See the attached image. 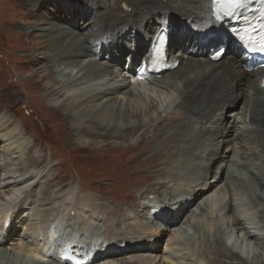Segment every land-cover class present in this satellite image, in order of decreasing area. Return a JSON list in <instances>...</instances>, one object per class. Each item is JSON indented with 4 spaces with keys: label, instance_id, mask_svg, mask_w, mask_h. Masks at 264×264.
<instances>
[{
    "label": "bare ground",
    "instance_id": "6f19581e",
    "mask_svg": "<svg viewBox=\"0 0 264 264\" xmlns=\"http://www.w3.org/2000/svg\"><path fill=\"white\" fill-rule=\"evenodd\" d=\"M65 3L70 7L68 9L70 24L66 29L58 24H52V27L42 26L49 22L48 18L51 17L47 13L50 4L45 0L22 2L23 6L31 9L32 14L38 15L39 18L36 20L37 22H28L29 24L22 27L16 41L15 57L16 60L24 63L25 68L37 63L42 65V67L36 68L32 74L34 78L35 75L41 73L37 80L34 78L37 86L32 90L31 85L25 84V91L28 94L31 93L33 100L35 93L39 94L42 99L54 96L64 98L63 101L47 105L46 108L52 115L56 113L59 117L70 119L71 129L80 145L89 141L88 139L91 140V138L86 139L84 133L99 136L107 134L116 137L127 132L129 128H136L138 132L142 131L140 141L144 140L147 146H153L152 150H147L149 155L154 158L165 157L162 162L152 167V170L155 168L156 172L160 170L168 172L164 175L161 173L160 175L163 176L159 178L143 181L138 186L131 187L133 196L130 202L124 199L127 195L125 196L120 191L117 198L118 196H121L120 199L123 197L122 201L116 198L113 202L111 198L116 191L108 190L109 195H107L105 188L93 190L94 192L91 193L94 194L90 193L93 201L89 200V202L83 200L82 196H75L71 193L67 196H59L61 201L68 204L69 208L73 207L76 213L80 211L87 214L89 219L101 223L104 230L102 236L101 234L98 236V243L93 249L94 242L85 244L81 240L82 238H94V236L88 235L89 231L96 232V229L91 227L94 224L87 225L89 227L82 229L83 231L79 234L80 228L75 226L77 220L70 216L63 224V231L71 229V232H62L58 240L54 241L49 230L54 224L58 226V220H52L51 217L44 214H38L35 218L36 222L28 224L32 234L39 236L38 242L36 239L21 241L16 249L35 255L43 253L44 257L49 259L48 264H76L77 260L84 261V264H114V261H118V254L132 256L139 253H149L150 255L142 256L139 261H132L131 264H147L146 261L149 260L151 264H185L183 261L186 259V254L181 253L180 250L169 249L165 256H159V260L156 254L153 256L148 250H155L154 245L156 246V244H153L156 242L155 238H159L161 232L168 231L170 227L174 229L176 225L173 226V224L178 223L181 216L190 211L204 193L218 185L225 172L227 175L224 176V182L219 183L214 192L211 190V193H207L205 197L202 196L204 201L210 206L211 212H215L216 208L221 205L222 215L226 218L232 216L231 225H233V232L238 237L244 236L246 242L259 237V233L255 232L258 228L254 226L253 218H248L246 211L239 213L234 211L232 203L233 196L236 195L232 192L241 195L240 198L246 196L253 205L257 204L256 201L261 198L264 200V194H262L264 191V122H260V117L264 118V68L253 71L246 68L248 53L240 38L230 30L234 25L233 21L225 14H216L214 5H210L212 0H125L121 5L117 0H74V3ZM104 5H108L105 12H100L105 9ZM51 10L52 12H50L54 13L55 18L58 19L59 16L52 8ZM175 11H178L181 16H177ZM97 13L101 14L100 17L94 16L93 19L88 20L92 14ZM83 21H85L84 27L86 25L89 27L86 32L79 31L82 29ZM37 31H44V33L31 35L38 37V41L35 42L38 46L29 51L20 43L31 39L28 37L29 33ZM161 32L168 34V40L165 42L167 48L165 56L167 62L172 66L159 74L150 73L151 82L158 87L161 85V88L166 86L164 89L170 94L176 92V98L179 100H176V106L180 111L177 119H160L154 123L153 128L152 123L157 119L150 117L147 121L141 117L140 110L126 108L128 101L134 98V91L127 89L132 84L141 81L133 82L128 77L136 72L139 67L137 64L154 55L153 49L159 42L158 35ZM220 45H227L228 53L226 51L221 57L215 58L212 55L213 50ZM177 46H180L178 54H176L177 51L175 52ZM105 52L110 60L108 62L100 60L101 57H104ZM38 55L41 56V60ZM196 57L203 58L206 62L191 59ZM124 61H128L126 68L128 77L122 72ZM174 61L176 63H172ZM174 65L177 66L174 67ZM230 65H233L232 70H229ZM69 67H77L76 72L74 74L72 72L65 73ZM168 71L171 72L164 74ZM182 71L185 73L181 75ZM55 74H59L58 77ZM117 77L122 79V83L120 81V84L114 83ZM249 77H253V79H249ZM121 94L123 97L119 99L118 95ZM244 96H247L245 109L251 114V128L237 127L236 124L228 125L222 118L216 119L217 111L225 109L227 106L240 108L238 103ZM31 107L34 109L33 106ZM147 109H151L150 105H146L145 110ZM218 122L227 127L224 132L230 130L229 136L232 134L228 143L240 139L241 144L252 145L249 147L251 156L247 160H243L238 155L240 149L235 144L230 146L234 150L232 155L231 151H228L229 147H223L222 151H218V148L215 151L212 149L218 136L223 133L221 124H216ZM4 125L6 128L10 127L6 120L1 123V126ZM232 127L235 133L231 130ZM237 128L241 129L237 130ZM21 135H23L22 128L15 125L12 127L9 137H22ZM153 135L155 138H152ZM20 143L22 142L19 140V144L16 146H19ZM166 143V146L161 145ZM161 151H164V154ZM149 158L151 157L148 156L146 159ZM45 162L46 158L33 165L31 163V165L37 168V166L44 165ZM214 163H218L217 171L209 179L210 172L215 167ZM228 163H230L229 172ZM171 165L174 167L169 168L168 166ZM158 166L160 167L158 168ZM199 169L200 171H198ZM79 175L82 173L80 172ZM54 178L55 175L52 176L49 183L54 181ZM165 178L169 179L167 183L174 185L170 192H173L174 198L175 195L178 196L184 190H188L186 197H183L179 204L172 205L174 211H170L168 208L161 211L162 214L157 212L152 215L153 217L159 216L162 225L170 226L168 229H164V226L161 227V224L157 225L160 227L158 230L155 226L149 228L147 223L136 222L132 215L122 213L127 206H137L145 196L160 193V189L165 185L162 179ZM246 182L255 183L258 189H263L262 193L257 194L254 188L247 187ZM227 185L228 201L222 203V200L218 206L217 203L222 197H215V195L226 189ZM49 189L46 190V195L52 194ZM97 195L117 204L116 207L121 206L122 210L116 211L114 207L99 209L94 199ZM23 198L26 203L32 201V193L23 194ZM6 216L9 215H3L0 219L4 221ZM14 223L15 215L12 214L4 222V227L8 229ZM10 229L7 230V235H0V264H8L1 262V259L8 254L6 245L12 234H10ZM74 230L79 236H74ZM147 230L151 233H147ZM115 233L128 238L116 236ZM175 236V234L172 235L171 240L178 243ZM221 237L223 238V236ZM231 241L234 242L233 245L241 249V252L247 251V247L242 242L229 240V235H226L225 244L227 245ZM41 245L47 247V250L43 249ZM53 245L56 247L55 250L51 248ZM209 245L212 244L209 243ZM69 249L72 250L73 258H66L63 255ZM130 250L132 253H126ZM222 250L223 253L220 252V249H217V252L219 251L223 257L228 259L229 257L239 258L240 264H264V260L248 263L241 257L240 252L226 251L228 249L225 247H222ZM88 253L89 255H86ZM101 261L104 262L101 263ZM209 263L211 264V261ZM196 264L203 263L198 261Z\"/></svg>",
    "mask_w": 264,
    "mask_h": 264
},
{
    "label": "rangeland",
    "instance_id": "374dc122",
    "mask_svg": "<svg viewBox=\"0 0 264 264\" xmlns=\"http://www.w3.org/2000/svg\"><path fill=\"white\" fill-rule=\"evenodd\" d=\"M21 1L23 2L25 0H0V217L3 215H9L6 216L4 221L0 219V235H7V230L10 228V234L12 233L10 241L6 245V247H8V254L5 258L1 259V262H6L8 264H48L49 259L47 257L45 258L43 253L35 255L16 249L18 243L21 241L26 242L29 239H36V242H38L39 236L33 235L32 231L29 229L30 226L28 225L31 222H36L35 218L38 214L49 216L55 221L58 220V226L54 224L49 230V232L53 235L52 239H54V241L58 240L62 232H71V229H64L63 231V224L70 218V216H73L77 220V224L75 226L78 229L80 228L78 230L79 234L83 231L82 229L89 227L87 225L94 224L91 225V227L95 228L96 232L89 231L90 233L88 234L90 236H94V238H82L81 240L83 241L82 243L85 244H92L94 242L92 249L94 246L96 247L99 240L98 236L100 234L102 236L104 230L101 223L89 219L87 214H83L80 211H77L78 213H76L75 210H73V207L69 208L68 204H64L59 196L63 197L71 193L75 196L80 195L83 197V200L89 202V200L93 201L91 194L94 193L91 192L96 191V189L99 190L105 188L107 189V195H109L108 190L112 189V191H116L115 195L111 198L113 202L117 198L119 191L124 193L125 196L127 195L124 199H127V201L130 202L133 196L131 187L134 188L143 181L159 178L168 171L165 172V170H160L156 172L155 168L152 170V167H155L156 164L162 162L165 157L154 158V156L149 155L148 151L152 150L153 146L149 147L145 144L146 141H140L142 138V131L138 132L136 128H129L127 129V132H124V134L120 136L117 135L116 137L110 135L108 136L107 134L99 136L92 133H84L86 139L91 138V140L88 139L89 141L80 145L76 139V135L71 129L70 119L67 120L66 118L59 117L56 113L52 115L46 108L47 105L59 103L63 101L64 98L54 96L42 99L39 94L35 93L33 94V100L31 93L28 94L25 91V84L31 85L32 90H34L37 86L35 79L37 80L41 73L35 75V79L32 77V74L35 72L36 68H40L42 65L37 63L33 66L30 65L25 68V66H23L24 63L16 60L15 57L16 41L19 36V32L22 31V27L26 26V24H29L30 22H37L36 20L39 18L38 15L36 16L35 14H32L31 9L23 6ZM117 1H120L121 5L124 4L125 0ZM45 2L50 4L47 8L49 11L47 13L51 17L48 18L49 22L42 24V26L52 27V24H58L65 27V29L69 28L67 26L70 24V11L68 10L70 7L65 2L74 3V0H45ZM14 3L16 4L14 5ZM76 6L78 7V5ZM106 6L103 7L105 9L100 12H105ZM51 8L59 16L58 19L55 18L56 16L54 13H51ZM78 8L80 9V7ZM175 13L177 16H181L178 11H175ZM100 15L101 14L99 13L95 15L92 14L88 20L93 19L94 16L100 17ZM84 24L85 21L81 23L82 29L79 30L80 32H86L89 28L88 25L84 27ZM42 33H44V31L29 33L28 37L31 39H28L29 41H23V43L20 44H22L24 48L27 47V50L29 51L33 50V47L35 48L38 46L35 43L38 41V37L31 35H38ZM179 48L180 46L175 48V52L177 51L176 54H178ZM227 50L228 48L226 45V51ZM38 57L41 60V56L38 55ZM191 59H198L202 62H206L205 59L199 57ZM100 60L102 62L110 61L106 52L104 53V57H101ZM99 63L101 62L99 61ZM127 63L128 61H124V68L122 69V72H124L126 77H128L126 70L128 66ZM230 69H233V65H230L229 70ZM76 70L77 67H69L65 70V73L72 72L74 74ZM169 72L171 71L164 74ZM184 73L185 72L182 71L181 75ZM58 75L59 74H55L57 77ZM128 78L130 80L131 76ZM249 79H253V77H249ZM119 81L122 83V79L117 77L114 83L120 84ZM151 81L152 79L150 77L146 80H141L136 84H132L127 89L128 91H134V98L133 100L131 99L128 101L126 108L140 110L141 117L147 121L150 117L157 119L152 123V127L154 128V123L160 121V119H177L179 117L180 110L176 106V100H178V98H176L177 93L173 92L170 94L166 89H164L166 86H162L163 88H161V85L158 87ZM118 96L119 99H122L123 97L122 94ZM246 97L247 96L242 97L239 101L238 105L240 108L227 106L228 108L225 107V109L217 111L218 114L216 119L222 118L228 125L236 124L237 127L245 126L246 128H251V114L245 109ZM125 103H127V100H125ZM146 105H150L151 109L145 110ZM31 106H33L34 109ZM8 119H11L10 122H13L14 124L10 123ZM4 120H6V123L10 125L9 128H6L5 125L1 126V123H3ZM260 122H264L263 117H260ZM216 124H221V131L223 133L218 136L212 149L215 151L218 148V151H222L223 147H229L228 151L230 150L232 155L234 150H232L230 146H234L235 144L237 148L240 149L238 155H240L243 160H247L248 157L251 156L249 147L252 145L247 143L241 144L240 139H236L231 143H228L230 142L229 137L232 135L230 134L229 136V133H231L230 130L229 132H224L227 130V127L221 122ZM15 125L16 127L22 128L23 135L21 136L23 138L9 137L12 127ZM238 129L240 130L241 128H237V130ZM231 130L233 131V127ZM233 133H235V131H233ZM152 138H155L154 135ZM16 139H18V141H15ZM19 140L22 143H20L19 146H16L19 144ZM221 140L223 141L221 142ZM161 145L166 146L167 143ZM163 152L161 151V153ZM148 156L151 158L147 160L146 158ZM44 158H46V162L44 163L45 167L44 165L37 166V168L32 167L33 164ZM214 164L215 167L210 172L209 179L216 174L218 163ZM229 164L230 163H228L227 168L229 167ZM172 165L168 167H174ZM159 167L160 166H158V168ZM174 170L175 168L173 171ZM198 171H200V169ZM80 172L82 175H79ZM161 173H163V175H160ZM54 175V181L49 183ZM225 175H227L226 172L223 175V178L219 180L220 184L224 182ZM168 181V178L162 179V182H164L165 185L160 189V193H152L145 196L139 201L137 206H127L122 213L132 215L136 222L143 221L144 223H147L149 228L155 226L156 230L160 229V227L157 226L161 224L160 217H153L152 215L157 212L161 213V211H165L168 208L170 211H174L172 205L179 204L183 197H186L188 191L186 189L182 192V194L178 196L175 195L176 197L174 198V196H172L173 192L170 193L171 190H173L174 185L173 183H167ZM246 184H248L247 187L254 188L257 191V194L263 191V189H258L255 183L246 182ZM35 185L37 186L33 187ZM215 187H212L213 189H209L207 193L211 190L214 192L217 189V187ZM225 188L226 189L221 190L220 193L215 195V197H222L217 203L218 206L222 200V203H224V201H228V185ZM32 189L33 191H31ZM47 189H49V192H52V194L50 193L46 195L45 192ZM28 192L32 193V201L30 200L26 203V200L23 198V194ZM207 193H204L202 196L205 197ZM232 193L236 195L233 196L234 199L232 203L234 211L236 213L246 211L249 216L248 218H253L255 223L254 226H257L258 228L256 229L255 227V232L259 233V237L253 240H247V242L244 236L238 237L236 233L233 232V225H231L232 222L230 221L232 220V216L226 218V216L222 215L223 211H221V205L216 208L215 212L213 211L214 213L211 212L212 210L210 209V206H208L206 201H204V197L201 196L194 204L193 208L183 214L178 223L173 224V226L176 225L174 229L170 226L165 227L161 224V227L164 226V229H168V227H170V229H168V231H162L161 236H159V238H155L156 242H153V244H156V246L154 245L155 250H148V252L153 254V256L156 254L159 260V256H165L167 250L169 249L180 250L181 253L186 254V259L183 261L185 264H196L198 261H201L203 264H210L209 261H211V264H240L241 260L239 258L232 259L229 257L228 259L227 257H223V254H220L221 251V253H223L222 247L228 249L226 251L241 253V249L233 245L234 242L231 241L229 244H225V236L229 235V240H238L237 242H242L244 246L249 248L247 251L241 253V257L246 259L248 263H256L264 260V200L261 198L259 200L263 203L258 200L259 202L256 201L257 204L253 205V203L251 204L250 200L246 196H244V198H240L241 195L238 193ZM262 194H264V191ZM120 197L121 196H118L117 199L119 200ZM223 197L226 198L223 199ZM94 199L99 209L114 207L116 211L122 210L121 206L116 207L115 205L117 204L111 203L103 196L97 195ZM122 199L123 197L120 201H122ZM7 212L8 214H5ZM12 214L15 215V223L13 225L11 224V226L7 229V227H4V222L11 217ZM99 216L101 215L99 214ZM248 222H250V220H248ZM73 232H75V230ZM146 232L151 233L149 230ZM74 234V236L78 235L77 232ZM174 234L176 235L175 237L178 240L176 242L178 243H175V240H171V237ZM114 235L128 238L117 233ZM221 236H223V238ZM209 243L212 245H209ZM41 246L43 249L47 250V247L45 248L43 245ZM51 248L55 250L56 247L53 245ZM217 249H220V252H217ZM126 253L132 252L130 250ZM86 255H89V253ZM148 255L150 254L139 253L132 256L118 254V261H114L115 263H112L131 264L132 261H139L142 256L147 257ZM103 262L104 261H101V263ZM146 262L147 264H151L150 260Z\"/></svg>",
    "mask_w": 264,
    "mask_h": 264
},
{
    "label": "snow or ice",
    "instance_id": "6c2138e0",
    "mask_svg": "<svg viewBox=\"0 0 264 264\" xmlns=\"http://www.w3.org/2000/svg\"><path fill=\"white\" fill-rule=\"evenodd\" d=\"M242 3V0H216L217 7L219 9L226 10L228 15H231V9L236 8ZM261 51H264V48H261ZM76 264H84V261L77 260Z\"/></svg>",
    "mask_w": 264,
    "mask_h": 264
}]
</instances>
